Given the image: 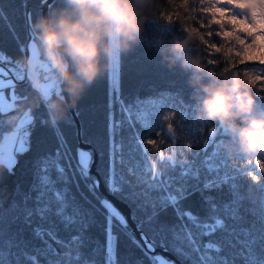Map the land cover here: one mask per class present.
Masks as SVG:
<instances>
[{
    "label": "trees",
    "instance_id": "trees-1",
    "mask_svg": "<svg viewBox=\"0 0 264 264\" xmlns=\"http://www.w3.org/2000/svg\"><path fill=\"white\" fill-rule=\"evenodd\" d=\"M45 1L0 0V55L10 64H23L31 37L39 43L34 23ZM250 2L256 25L264 28L258 3L253 0L251 7ZM208 3L204 0L205 7ZM63 7L64 0H56L50 12ZM148 15L139 41L119 56V91L111 93L109 64L73 103L83 140L100 150L103 183L129 204L148 237L161 239L185 264H264L262 155L255 161L230 153L231 133L219 121L196 118L199 89L190 82L193 71L165 57H171L167 49L175 40L196 31L189 54L199 56L217 78L231 71L249 77L258 111H264V85L245 71L264 65L241 62L247 55L238 44L217 36V24L205 27L210 14L202 11L201 0H155ZM242 25L257 30L251 23ZM205 36L233 48L227 66L220 49L213 54L206 46ZM256 40L264 56V36ZM199 75L204 84L213 79ZM14 87L15 106L0 109V138L26 111L32 120L24 128L26 146L17 151L15 164L0 160V264H108L109 237L114 264H174L153 255L90 181L65 101L63 115L52 119L58 115L53 104L63 96L61 87L49 98L27 80ZM44 231L66 243L68 253H57Z\"/></svg>",
    "mask_w": 264,
    "mask_h": 264
},
{
    "label": "clouds",
    "instance_id": "clouds-1",
    "mask_svg": "<svg viewBox=\"0 0 264 264\" xmlns=\"http://www.w3.org/2000/svg\"><path fill=\"white\" fill-rule=\"evenodd\" d=\"M155 0H64L65 7L53 9L35 23L41 55L31 53L22 58L30 82L44 85L50 73L47 65L64 84L75 103L83 90L91 85L110 62L130 50L144 31ZM259 2V0H258ZM196 31H188L183 40H175L167 49L174 64L193 71L191 84L196 93L197 119L219 121L230 133L227 147L232 155L244 154L258 161L264 155V111H258L250 88V78L237 71L223 74L206 68L199 56L190 55L188 47L198 39ZM102 61L104 63L102 64ZM205 73L213 79L202 83ZM36 90V89H34ZM38 91V90H37ZM65 97L54 102L53 122L62 115ZM19 110H15L16 115ZM237 120L240 123H237Z\"/></svg>",
    "mask_w": 264,
    "mask_h": 264
},
{
    "label": "rangeland",
    "instance_id": "rangeland-1",
    "mask_svg": "<svg viewBox=\"0 0 264 264\" xmlns=\"http://www.w3.org/2000/svg\"><path fill=\"white\" fill-rule=\"evenodd\" d=\"M247 0H242L241 3H239V7L241 9H248L247 5L248 3H246ZM258 3V10L261 11L264 10V0H254ZM250 6L253 7V0H251L250 2ZM250 7V8H251ZM255 10L257 11V7H255ZM239 11V10H238ZM252 17H256L255 15H253L250 12ZM241 22V20H236L233 19L231 20V23H237L239 25V23ZM245 23H247L245 21ZM256 24V22H255ZM249 25L246 26V28L249 29L248 27ZM242 27H245L244 25H242ZM244 39L246 44H251L252 41L250 39V37L246 36L244 33L241 35ZM242 46H238V51H240L241 53H243L244 55H247L248 57H257V56H262L261 52L259 51V48L256 44V46L254 48H248L244 51L241 50ZM28 50L29 53H31V55L34 58H38L41 55V51H40V47H39V43L38 41L34 38L31 37V39L28 42ZM2 61V60H0ZM10 63H3L0 64V66H3L5 68H9ZM45 68L46 71L48 72H52V70L47 66L44 65L43 66ZM119 57L114 58L111 62H110V80H111V93L117 89L119 91ZM14 79V78H13ZM60 80V79H59ZM15 80L14 83L13 81H9V83H13L12 87L10 89H5L4 92H0V109L3 110H8L11 109L15 106L16 104V92H15ZM57 83V80L54 78L51 79H47V81L45 82L44 85H39L36 84V86H38V90L40 91L41 95L45 98H49L52 93H51V88ZM60 86V85H59ZM32 120V114L30 113V111H26L24 114H22L17 123L15 124V126L4 133V135L0 138V160L4 161L5 163L8 164V166L12 167L16 160H17V151L22 150L25 148L26 146V139H27V135L26 139L23 136L24 133V128L26 127V125ZM79 157L82 163H84V165L86 166V168H89L92 157H91V153L87 150H83L80 149L79 150ZM262 162H263V166H264V155H262ZM113 213H117V211L113 208L110 209ZM109 243H108V264H114V242L112 237H109ZM159 260L162 263H166L167 261H165V259L159 257Z\"/></svg>",
    "mask_w": 264,
    "mask_h": 264
},
{
    "label": "snow or ice",
    "instance_id": "snow-or-ice-1",
    "mask_svg": "<svg viewBox=\"0 0 264 264\" xmlns=\"http://www.w3.org/2000/svg\"><path fill=\"white\" fill-rule=\"evenodd\" d=\"M195 2V0H193ZM242 0H209L208 6H204V0H201V9L204 12V14L207 16L210 14V18L207 20V23L205 24V27H210L212 24L218 25V31L216 32V35L219 37H222L224 41L226 42H235L236 44L242 46V51L248 49V48H254L256 46V38L257 36H264V28L258 27L255 24V21L253 17L250 14L249 9H241L237 7V4L241 3ZM220 10L219 12L217 11ZM239 10V11H237ZM222 13V14H221ZM261 20L264 22V10L260 13ZM173 19H176V15L174 14ZM241 20L246 21L247 23H251L254 25V27H257L256 31H252L251 29H248L246 27H240L237 24L231 23V20ZM204 21H198L197 27L199 29V24H203ZM231 29V30H229ZM240 33H244L246 36L251 38L252 43L246 44L245 39L240 35ZM230 34V35H228ZM208 36H211L212 33L208 32ZM207 40V47L211 50H214L213 54L216 53L215 49H220V52L224 57V63L228 64L229 60L231 59L230 54L233 52V48L228 47L227 43L225 44H218L210 42L209 39ZM231 50L228 55H225L228 50ZM239 55V53H236ZM215 63H221L220 60L214 59ZM243 63H250V64H257V65H264V56H257V57H247L245 56L242 61ZM3 63H10V61H0V64ZM245 72H250L253 77H259L260 84L264 85V69H261L259 71H255L252 69L246 70ZM14 74L12 72L11 68H5L3 66H0V92H4V90L10 89L12 87V84L14 83ZM9 81H13V83H9ZM261 93H264V87L260 88ZM261 98H264L262 96ZM262 170H264V167H261Z\"/></svg>",
    "mask_w": 264,
    "mask_h": 264
},
{
    "label": "water",
    "instance_id": "water-1",
    "mask_svg": "<svg viewBox=\"0 0 264 264\" xmlns=\"http://www.w3.org/2000/svg\"><path fill=\"white\" fill-rule=\"evenodd\" d=\"M56 0H46L42 6V15H48L50 12L51 6L55 3ZM60 87L65 97V102L69 112L71 113L76 126H77V136L79 141V148L83 150H87L91 153V163L88 168V177L90 181L95 184L102 194V196L112 203L126 218L128 224L132 227L133 232L137 236V238L143 243V245L153 254H160L166 259L172 261L174 264H185L178 256L172 253L166 246L165 242L161 239L159 241H155L152 238L148 237L145 232L137 226L134 220V215L131 207L128 203L117 197L115 194L111 193L106 189L101 174L98 171V164L100 160V150L95 143L85 142L82 137V125L74 104L72 102V97L65 90L64 84L60 81ZM44 238L51 243V245L55 248L56 252L59 254H66L69 251V246L61 241L56 240L49 232H43Z\"/></svg>",
    "mask_w": 264,
    "mask_h": 264
},
{
    "label": "built area",
    "instance_id": "built-area-1",
    "mask_svg": "<svg viewBox=\"0 0 264 264\" xmlns=\"http://www.w3.org/2000/svg\"><path fill=\"white\" fill-rule=\"evenodd\" d=\"M0 60H2V61H8V58L5 57V56H3V55H0ZM8 66H9V68L12 69V72L14 74V77L13 78H14L15 81L20 82V81H24V80H27V81H30L31 80V74L28 73L25 70V65L24 64H20V63H14V64H12L11 63ZM49 73H50V75L48 77L49 79L54 78V79L57 80V83L51 88V93L53 94V93H55V92L58 91L59 81L60 80H59V78L55 74H52V72H49ZM24 138L26 139V136Z\"/></svg>",
    "mask_w": 264,
    "mask_h": 264
}]
</instances>
